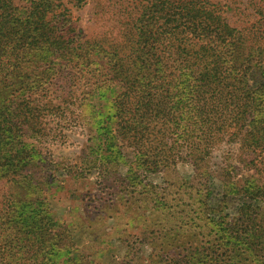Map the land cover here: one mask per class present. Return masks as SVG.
I'll return each instance as SVG.
<instances>
[{
  "label": "trees",
  "instance_id": "obj_1",
  "mask_svg": "<svg viewBox=\"0 0 264 264\" xmlns=\"http://www.w3.org/2000/svg\"><path fill=\"white\" fill-rule=\"evenodd\" d=\"M23 1L0 0V183L7 188L0 264H92L87 255L72 256L71 233L45 197L57 179L31 140L43 135V118L62 108L47 101L49 87L73 97L74 81L66 78L94 73L104 78L92 84L99 103L112 84L121 92L97 123L90 167L117 171L122 163L134 185L143 182L139 171L186 163L211 201L204 224L188 219V235L164 234L151 264H264V210L256 205L264 195V37L252 41L208 0H132L118 39L83 41L61 1ZM224 141L254 156L243 160L252 178L232 181L234 165L212 167ZM215 173L220 203L211 200ZM230 196L238 201L233 215L223 213Z\"/></svg>",
  "mask_w": 264,
  "mask_h": 264
},
{
  "label": "rangeland",
  "instance_id": "obj_2",
  "mask_svg": "<svg viewBox=\"0 0 264 264\" xmlns=\"http://www.w3.org/2000/svg\"><path fill=\"white\" fill-rule=\"evenodd\" d=\"M59 1L69 10L83 41L118 39L123 27L120 25L127 21L133 4L132 0H84L81 8H75L73 0ZM208 2L218 4L229 25L244 30V35L252 41L255 36L264 37V0ZM15 3L26 5L23 0H15ZM71 78L66 80L74 81L73 97L54 85L49 87L47 101L62 108L43 118V135L31 140L46 157L50 172L57 179L47 187V203L55 219L71 233L75 245L72 256L87 255L92 264H119L131 259L132 264H151L149 255L162 250L155 247L162 242L165 233L188 235L191 232L190 226L185 225L188 219L204 224V219L209 217V208L204 203L211 201L204 202L206 192L199 187L204 179L193 176L186 163L153 174L139 171L143 182L134 185L128 178L127 166L122 163L117 171L107 170V167L92 169L89 162L94 160L90 153L97 123L106 113L109 100L119 94L121 88L112 84V93H107L106 101L99 103L98 93L93 92L96 87L92 86L96 80L99 86L104 79L99 73ZM66 80H60L61 87ZM242 152L239 144L224 141L216 146L211 165L219 172L224 165H234L239 174L235 178L231 175L232 181L252 178L255 173L252 164L246 166L243 160L249 162L254 156L246 158ZM124 154L131 160L129 151ZM217 173L212 175L215 179L212 188L216 189L211 198L213 203H220L222 194ZM6 190L5 184L0 183V194ZM230 197L227 200L229 208L223 213L233 215L238 201L237 197ZM257 202L256 205L264 210V195ZM179 239V243L184 241V237ZM190 245L194 247L193 242Z\"/></svg>",
  "mask_w": 264,
  "mask_h": 264
}]
</instances>
